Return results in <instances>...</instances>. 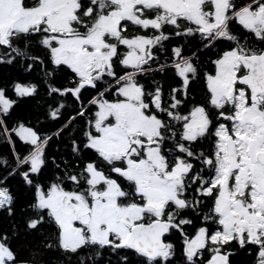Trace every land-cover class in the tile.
<instances>
[{
    "label": "snow or ice",
    "instance_id": "1",
    "mask_svg": "<svg viewBox=\"0 0 264 264\" xmlns=\"http://www.w3.org/2000/svg\"><path fill=\"white\" fill-rule=\"evenodd\" d=\"M0 65V264H264V0H0Z\"/></svg>",
    "mask_w": 264,
    "mask_h": 264
},
{
    "label": "trees",
    "instance_id": "2",
    "mask_svg": "<svg viewBox=\"0 0 264 264\" xmlns=\"http://www.w3.org/2000/svg\"><path fill=\"white\" fill-rule=\"evenodd\" d=\"M5 76H23L28 79H33L36 81H39L42 77V73L38 71H32L30 73L24 72L23 68H18L16 66H5V65H0V79H2ZM63 76H59L58 78V83H62L64 81ZM44 94V88L41 86L40 89V96H43ZM95 93L92 92L91 90L83 92V97L84 99L90 98L91 95H94ZM39 98V97H38ZM42 103V102H41ZM66 107H72L71 103L69 102ZM46 110V105L41 108L39 107L35 101H28L26 100L23 104H21L19 107H15L13 110V115L11 119H15L16 117H24L26 120H30L32 122L33 126L40 127V125H37V117L42 113L43 111ZM41 120L43 119L42 116H40ZM64 123V120L59 121V123L55 124L54 127L50 129V131H55L56 128H59L62 124ZM14 139L17 140L16 148L18 152L21 153H26L28 151V147L23 143L19 142L18 138H15L13 134ZM56 139H53L51 144L49 145V154H55L56 152V145L57 143ZM63 147V144L60 145ZM8 147L3 143L2 140H0V155H7L8 153ZM49 173V169H45L44 172L42 173V176H46ZM39 249H32L31 252H22V256L26 258H32L33 253H37ZM37 261L42 260L43 264H59L60 259H62L58 253L55 252H45L43 256H36L35 257ZM175 264V262H174Z\"/></svg>",
    "mask_w": 264,
    "mask_h": 264
},
{
    "label": "flooded vegetation",
    "instance_id": "3",
    "mask_svg": "<svg viewBox=\"0 0 264 264\" xmlns=\"http://www.w3.org/2000/svg\"><path fill=\"white\" fill-rule=\"evenodd\" d=\"M225 46H226V44L221 43V44H219L217 47H219V48H223V47H225ZM214 51H215V49H213L212 51L207 52L206 55H202V56H201V64L203 65V67H204L205 69H207V68L209 67V66L207 65L206 61H207V59H208L209 56H212V55H213V52H214ZM201 87H202V85H201V83H200L199 81H198L197 83H195V84L192 85L193 90L198 94V99H199L200 97H202V93L200 92ZM66 109H67V112H68L69 115H72V114H73V113L71 112V107H66ZM65 122H66V120H64V123H65ZM80 123H81V121L77 120L76 125H74V127H79ZM70 131H71V129H70ZM65 135H67V134L65 133ZM55 143H57V140H56ZM55 145H57V144H55ZM233 259H235V260H244V259H246V257H245L243 254H241V256H239V257H234Z\"/></svg>",
    "mask_w": 264,
    "mask_h": 264
}]
</instances>
